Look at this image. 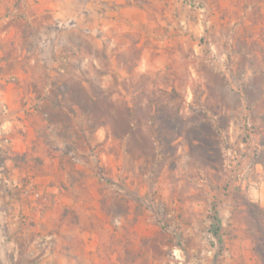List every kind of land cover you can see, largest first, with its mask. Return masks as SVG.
Returning <instances> with one entry per match:
<instances>
[{"label": "rangeland", "instance_id": "obj_1", "mask_svg": "<svg viewBox=\"0 0 264 264\" xmlns=\"http://www.w3.org/2000/svg\"><path fill=\"white\" fill-rule=\"evenodd\" d=\"M22 7L49 61L88 56L90 93L0 104V264H264V0ZM34 35L9 45L28 68Z\"/></svg>", "mask_w": 264, "mask_h": 264}, {"label": "crops", "instance_id": "obj_2", "mask_svg": "<svg viewBox=\"0 0 264 264\" xmlns=\"http://www.w3.org/2000/svg\"><path fill=\"white\" fill-rule=\"evenodd\" d=\"M45 15V11L41 8L30 7L26 9L22 7L10 9L9 0H0V104L8 107L10 111L23 108L20 105V99L22 96L27 97L30 95L32 88L34 93L41 97L51 95L55 104L61 97H64L66 101L73 95L80 96L83 103L90 93L88 81L89 58L87 55H69L58 61H49L41 54L40 44H43V41L41 42L40 39L44 38V35L40 31L50 26V22H52L51 19L40 18ZM23 30L35 32L33 37L37 40V46H39L35 51L36 55L28 59L31 65L30 68H28V65L25 67L27 61L23 55L26 52L25 50L21 51L18 48L11 57L8 54L10 42L14 41L15 45H17L22 40L21 32ZM25 68L28 72L25 71ZM116 78L117 82L122 79L120 76H116ZM108 86L107 79H102L101 87L107 88ZM122 89L121 83H117L114 95L122 93L127 94L129 97L131 96V89H129L128 93L122 92ZM133 103L131 99L128 101V105ZM58 109L59 107L56 106L54 112H58ZM36 113H38V119L41 120L47 115L48 110L46 106L41 105ZM24 124L25 122L15 119L8 121L6 126H11L15 129L23 127ZM49 127L51 137L48 136L50 139L54 141L64 140V134L61 132L62 126L58 122H51ZM39 128L41 127L39 126ZM66 132L67 135L72 134L70 131ZM40 135L41 138L38 141L42 140L44 133ZM70 136L72 137V135ZM21 140L18 136L12 135L10 142L19 144L22 142ZM261 198H263L261 201L264 205V197Z\"/></svg>", "mask_w": 264, "mask_h": 264}, {"label": "trees", "instance_id": "obj_3", "mask_svg": "<svg viewBox=\"0 0 264 264\" xmlns=\"http://www.w3.org/2000/svg\"><path fill=\"white\" fill-rule=\"evenodd\" d=\"M215 220V219H214Z\"/></svg>", "mask_w": 264, "mask_h": 264}]
</instances>
